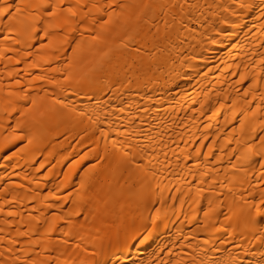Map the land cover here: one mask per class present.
I'll list each match as a JSON object with an SVG mask.
<instances>
[{
    "label": "bare ground",
    "instance_id": "1",
    "mask_svg": "<svg viewBox=\"0 0 264 264\" xmlns=\"http://www.w3.org/2000/svg\"><path fill=\"white\" fill-rule=\"evenodd\" d=\"M0 264H264V0H0Z\"/></svg>",
    "mask_w": 264,
    "mask_h": 264
},
{
    "label": "rangeland",
    "instance_id": "2",
    "mask_svg": "<svg viewBox=\"0 0 264 264\" xmlns=\"http://www.w3.org/2000/svg\"><path fill=\"white\" fill-rule=\"evenodd\" d=\"M7 3V2H6ZM6 3H4V4H2L1 5V7H4V8H7V7H9L10 6V3H11V1H8V3L6 4ZM10 8V7H9ZM10 10V9H9Z\"/></svg>",
    "mask_w": 264,
    "mask_h": 264
},
{
    "label": "snow or ice",
    "instance_id": "3",
    "mask_svg": "<svg viewBox=\"0 0 264 264\" xmlns=\"http://www.w3.org/2000/svg\"><path fill=\"white\" fill-rule=\"evenodd\" d=\"M5 11H7V9H5Z\"/></svg>",
    "mask_w": 264,
    "mask_h": 264
}]
</instances>
